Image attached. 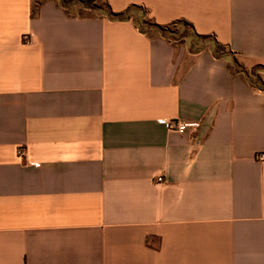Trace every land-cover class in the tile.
Returning <instances> with one entry per match:
<instances>
[{"label": "crops", "instance_id": "obj_1", "mask_svg": "<svg viewBox=\"0 0 264 264\" xmlns=\"http://www.w3.org/2000/svg\"><path fill=\"white\" fill-rule=\"evenodd\" d=\"M107 2L264 65V0ZM0 264H264V89L211 46L0 0Z\"/></svg>", "mask_w": 264, "mask_h": 264}, {"label": "trees", "instance_id": "obj_2", "mask_svg": "<svg viewBox=\"0 0 264 264\" xmlns=\"http://www.w3.org/2000/svg\"><path fill=\"white\" fill-rule=\"evenodd\" d=\"M68 12H72L73 7L79 6L82 10L80 15H105L113 20L127 21L133 20L140 32L148 36L159 35L170 44L186 45L191 53H200L207 49L210 43L214 55L219 59H226L236 73L243 74L252 86L264 89L261 85V77L257 70H264V65H256L251 71L246 70L238 61L237 54L220 43L213 35H201L194 26L187 21H174L168 25H160L152 20L147 9L140 5H132L124 12L115 13L107 0H55Z\"/></svg>", "mask_w": 264, "mask_h": 264}, {"label": "built area", "instance_id": "obj_3", "mask_svg": "<svg viewBox=\"0 0 264 264\" xmlns=\"http://www.w3.org/2000/svg\"><path fill=\"white\" fill-rule=\"evenodd\" d=\"M162 124L166 125L171 131H175L179 134H186L189 130H196L200 127L199 123H177L174 121H160ZM19 154H23V150L19 151ZM158 182L163 183L164 179L162 177H158Z\"/></svg>", "mask_w": 264, "mask_h": 264}, {"label": "rangeland", "instance_id": "obj_4", "mask_svg": "<svg viewBox=\"0 0 264 264\" xmlns=\"http://www.w3.org/2000/svg\"><path fill=\"white\" fill-rule=\"evenodd\" d=\"M82 10L80 9V7L79 6H75V7H73V9H72V13H80ZM211 46V44L209 43L208 45H207V47H210ZM238 61H239V59H238ZM240 63V62H239ZM244 67V66H243ZM246 70H248V71H251V69L253 68H251V67H244ZM257 73H259L258 75L261 77V81L259 82L261 85H263L264 84V70L262 71V70H257Z\"/></svg>", "mask_w": 264, "mask_h": 264}]
</instances>
